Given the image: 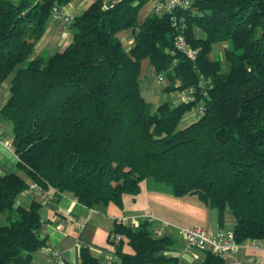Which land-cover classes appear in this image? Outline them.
Instances as JSON below:
<instances>
[{
    "label": "trees",
    "instance_id": "obj_1",
    "mask_svg": "<svg viewBox=\"0 0 264 264\" xmlns=\"http://www.w3.org/2000/svg\"><path fill=\"white\" fill-rule=\"evenodd\" d=\"M69 1L0 0V85L9 82L0 116L28 178L0 175V264H31L45 245L40 205L16 204L31 184L96 209L122 206L124 194L135 200L148 180L172 197L195 196L219 215L229 211L236 243L264 241V0H195L179 10L182 35L197 51L193 61L171 54L168 13L137 20L149 0H94L68 25L71 41L61 52L33 57L52 8ZM128 29L136 31L127 52L118 33ZM218 43H226L225 73L208 58ZM143 59L166 78L165 91L194 86L197 99L198 84H205L204 113L195 122L179 126L193 102L153 110L145 101L138 84ZM107 243L111 264L177 261L167 255L174 239L154 237L146 222L114 224ZM80 261L98 264L86 245ZM200 264L223 259L205 252Z\"/></svg>",
    "mask_w": 264,
    "mask_h": 264
},
{
    "label": "crops",
    "instance_id": "obj_2",
    "mask_svg": "<svg viewBox=\"0 0 264 264\" xmlns=\"http://www.w3.org/2000/svg\"><path fill=\"white\" fill-rule=\"evenodd\" d=\"M94 0H70L68 4L61 8V11L68 15L71 19L78 16L83 10ZM110 1V0H106ZM157 0H149L138 11L137 20L142 22L146 17L165 12L164 9H157ZM64 22L61 18H51L46 26L43 36L34 46L33 57L43 56L47 53L51 56L57 52H61L71 41V34L67 30V35L62 36V28ZM136 30L128 29L118 33V38L125 51H130L134 46V32ZM193 34L196 39H203L204 33L194 28ZM208 58L213 61L223 63L224 50L226 43H218L214 47ZM229 70V65L225 66V72ZM139 90L142 97L148 102L152 109L155 110L162 104H168L176 107L184 102V93L182 90L165 91L164 87L167 85L166 78L163 83L156 80L153 73V68L149 59H143L140 63V72L138 78ZM9 82H3L0 85V109L6 103L9 97ZM197 116L193 109L184 113L180 120L179 126L185 127L195 122ZM12 137L11 126L4 121L0 116V175L7 173H16L22 179H28L23 169L17 165V158L14 155L11 147L6 148L3 144H10ZM145 184V185H144ZM144 185V186H143ZM143 187V188H142ZM140 199L146 201L151 200L146 210H138L134 215L139 216L143 214H152L157 219L165 221L168 225L165 234L174 239V243L167 251V255L176 258L175 264H200L205 252L213 253L210 246L200 249H188L184 241L182 230L189 229L195 225L209 228L212 231L222 229L231 231L234 227V218L229 211H225L223 215H219L215 210H211L208 206L205 207L203 218L201 220L181 223L177 219L169 220L166 215H163L156 210L155 202H162L161 198L168 200V203H162L166 209L175 208L171 200H177L188 203L190 200L183 197L175 198L165 193L164 190L152 185L148 180L142 183ZM42 189V188H41ZM43 190V189H42ZM45 191H48L45 189ZM51 191V189H49ZM162 192V193H161ZM163 194V195H162ZM164 195H169L165 197ZM136 199V198H135ZM32 203L40 205V219L41 225L38 230L40 239L45 240V245L33 253L31 264H51L50 253L57 251L65 264H81L80 249L83 245L88 247V250L94 258L97 259L98 264H111L115 258L111 247L107 243L109 232L114 227L115 218L134 217L127 216V213H116V208L108 205L106 207H99L96 209H89L81 205L76 198L71 195H61L60 198L54 199L53 202H48L40 198L39 192L32 188V184L23 192H21L16 204L21 207H28ZM195 205L194 203H192ZM194 210H201L199 205ZM119 211V210H118ZM131 213V212H128ZM111 217V220L109 219ZM120 215V216H117ZM178 216V213L174 214ZM4 219L0 216V223ZM181 227V228H179ZM251 241H243L238 243V248L233 256L224 255L222 257L223 264H264V241L256 242L258 250L249 247Z\"/></svg>",
    "mask_w": 264,
    "mask_h": 264
},
{
    "label": "built area",
    "instance_id": "obj_3",
    "mask_svg": "<svg viewBox=\"0 0 264 264\" xmlns=\"http://www.w3.org/2000/svg\"><path fill=\"white\" fill-rule=\"evenodd\" d=\"M193 1L195 0H157V9H164V11L170 15L171 27L175 31V35L173 38L174 51H172L171 54H174L176 52L182 53L191 61L195 59L197 51L188 46L184 36L182 35L185 23L182 16L178 15V11L189 9ZM105 5L109 6L108 3H106ZM51 15L54 18H61L63 20L64 27L62 28V36H66V29L68 28V25L71 23L72 19L64 12H62L61 8H58L56 6L52 8ZM156 80L160 83H163L165 77L163 75H157ZM204 86L205 84H198L199 97L197 99L195 98L196 88L194 86H190L182 90V92L184 93V102L194 103L192 109L194 110L197 119L204 113V101L207 97ZM3 145L6 148H9L10 146V144L8 143H4ZM32 188L39 192L41 199L48 202L54 201L55 196L53 191H45L44 189L42 190L41 187L36 184H32ZM140 222L151 224L153 236L156 238H161L162 236H164L166 227H168L166 223L158 220L152 214H143L136 217H119L115 218L114 220L115 225H122L127 227H136ZM181 232L188 249H200L210 246L213 249L212 254H217L221 258L224 255L233 256L236 253L239 245L235 242L231 231H225L222 229L212 231L209 228L196 225L189 229L182 230ZM112 239H114L115 243H118L120 241V237L117 235L115 237H112ZM248 245L252 249L258 250V244L256 242H250ZM50 259L52 261L51 264H65L61 255L57 251H52L50 253Z\"/></svg>",
    "mask_w": 264,
    "mask_h": 264
},
{
    "label": "rangeland",
    "instance_id": "obj_4",
    "mask_svg": "<svg viewBox=\"0 0 264 264\" xmlns=\"http://www.w3.org/2000/svg\"><path fill=\"white\" fill-rule=\"evenodd\" d=\"M214 47H215V45L212 47V51H214V49H215ZM42 55H43L42 57L48 56L47 53H44ZM226 65H229V63L225 60V58H223V63L221 66L222 70H225ZM223 72L225 73V71H222V73ZM140 193H141V195L142 194L144 195L143 191H141ZM164 196L168 197L169 195H164ZM140 198L141 197L138 195L136 197V199L133 200L129 195L124 194L122 206L118 207V206H115L114 204H109V205L119 210V211L116 210L117 214H120V212H124V213H127V216H130V215L134 216L132 214H134L138 210H143V211L146 210L147 207L149 206V204L151 203L150 202L151 200H147L149 203L148 204L146 201H144ZM161 199H162L161 200L162 202H159V201L155 202L156 210H159V212L161 214L169 217L168 218L169 220L177 219L181 223H183V221L187 223L190 221L201 220L203 218L205 207L201 205L202 203L195 196H192V198H188V199H190V200H187V201H189L188 203L184 202L183 200H181V201L171 200L172 205L175 207L174 209L173 208H171V209L164 208L162 203H164V202L168 203V200H164V198H161ZM194 201H195V205L192 204V203H194ZM196 205H199L201 207V210L200 209L194 210L197 208V207H195ZM128 212H131V213H128ZM175 213H178L179 215L175 216L174 215ZM117 216H120V215H117ZM109 217H110V215H109ZM120 217H122V216H120ZM109 219L111 220V217ZM158 220L165 222V221L161 220L160 218ZM179 228H181V227H179Z\"/></svg>",
    "mask_w": 264,
    "mask_h": 264
}]
</instances>
